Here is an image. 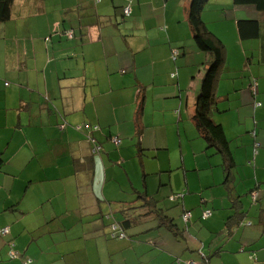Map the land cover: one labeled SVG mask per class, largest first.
Instances as JSON below:
<instances>
[{"label":"crops","instance_id":"obj_1","mask_svg":"<svg viewBox=\"0 0 264 264\" xmlns=\"http://www.w3.org/2000/svg\"><path fill=\"white\" fill-rule=\"evenodd\" d=\"M90 1L13 0L10 19L0 24V229L8 228L0 236V264H264V225L258 222L264 210V65L252 51L242 70L234 66L256 43L242 44L250 40H239L236 22L231 42L209 31L226 48L211 118L229 143L242 140L244 128L250 134L246 171L233 172L241 153L231 151L230 189L223 173L219 203L177 195L179 186L162 174L172 171L171 159L162 163L160 154H168L167 128L183 147L200 137L190 117L207 60L187 24L189 0H163V7L130 0V21L118 18L125 0H97L95 7ZM237 9H245L247 19L264 20L252 7L233 5ZM113 22L115 33H104ZM122 23L138 30L133 40L121 34ZM238 72L251 76L246 87ZM228 110L235 114L232 126L225 125ZM242 119L250 120L244 128ZM94 146L100 151L93 153ZM198 199L203 212L210 211L205 220L192 212ZM177 206L179 215L172 211ZM157 209L173 220L176 236L160 224ZM122 210L131 219L126 239L111 235L112 225L121 233Z\"/></svg>","mask_w":264,"mask_h":264},{"label":"rangeland","instance_id":"obj_2","mask_svg":"<svg viewBox=\"0 0 264 264\" xmlns=\"http://www.w3.org/2000/svg\"><path fill=\"white\" fill-rule=\"evenodd\" d=\"M71 1H73V0H69V2H71ZM94 1L96 2L97 0H91L90 1V4L92 7H95V4H97ZM156 1L160 5H162L161 7H163V4H162L163 0L162 1L156 0ZM176 2H177V0H176ZM218 3L229 4V6L217 7L216 5ZM128 4H129L128 0H125V5H128ZM232 8H233V4H232L231 0H208L207 4L205 5V7L201 13V16H203L205 18L206 22L208 23V24H205L208 31H211V29H216V31H218L219 34H221L224 38H226L228 41H230L229 30H230V26H232V23L234 24L236 22V20L247 19L248 17H250V14L247 11H245V9H237V11H233ZM244 8H246V7H244ZM88 12H89V10L87 11V13ZM103 15H105V14H103ZM161 15H162V12L159 13V18H161ZM240 15H245V16H240ZM118 18L120 20L130 21L132 17H129V15H128L125 18H122L121 16ZM114 24H115V22H113L112 26H104L103 32L105 33V32L109 31V32L115 33L113 31V29H116V27H114ZM67 25H69V24L67 23ZM105 25H107V24H105ZM118 28L120 29L123 37H125L127 40H130V41L135 38L134 37L135 33L138 31V30H133L129 26L126 27L125 24H123V23ZM159 28H160V26H158V29ZM161 29H164V27H161ZM250 42L256 43V47L255 48L254 47L249 48V50L245 51V54L242 55V61L237 60L234 64L235 67H237V68L240 67L241 70H242L243 64H245V62L248 59H250L252 51L256 55L259 54L258 40H250V41L242 42V44H248ZM221 44L223 45L225 53H226L225 44L223 42H221ZM237 46H238L239 50L242 49V47H239V45H237ZM171 59H172V57H171ZM177 60H178V58H177ZM166 66H167V64L164 63L163 69H165ZM259 66H262V65H259ZM99 70H104L103 62L101 60L99 61ZM253 70L257 74V71H255V70H258V65L254 66ZM221 72H222V69L220 70V73ZM238 73L241 77L242 83L246 87L247 86L246 79H247V77L251 78V76L249 74H247V72L245 74H243L241 72H238ZM242 76L244 78H242ZM234 81L236 82V85H239V82H240L239 77H237ZM8 83H11V81L8 80L7 84ZM231 86H232V84H231ZM233 94H239V92H233ZM256 103H259V105H261L259 101ZM232 112H234V111L228 110L227 112L224 113V115L228 116ZM234 119H235V114L229 115L228 118L225 119V120H227L225 122V125H227V126L234 125ZM249 123H250V120L246 121V120L242 119L240 121V124H241V126H243V128L245 125H248ZM83 130H84V128H83ZM237 131H238V129H237ZM167 132L168 133L166 136L167 137L166 142L169 145L168 154H166L167 152H163L162 154H160L159 160L162 163L166 164L168 156L170 157L171 164H172V171H170L169 173L163 172L162 174L163 175L169 174L171 176L174 184L179 186V190L182 191V194L178 193L177 195H184L185 197L194 195L197 197L198 196L207 197L208 199H210V197H213L215 199V202L219 203V198H217V197H219L218 194H219L220 188L222 187L220 185V183L223 180V172L221 169L222 162H221L220 155L216 152L215 149L207 148L205 142L200 137H198L196 134H195V138L194 139L189 138L188 145L186 147H183V145H180V139L178 138V136L175 132H173L170 128H167ZM245 132H246V129L244 128L242 131V136H241L242 140H238V138H236V139H233L229 143L230 145H232L231 147L229 145V148H231L230 150L234 153V157H235V153H241L240 155L237 154V162H236V160H235V162L238 163V165L236 166V168H234V171H233L234 173L236 172L235 169L238 170L240 174H243V172L246 171L244 150L246 149L248 144L245 142V138H246V136H250V134L249 133L245 134ZM233 135H234L233 132H230V130H228L227 136L233 137ZM250 151L253 154V146H250ZM181 156H183V158H184V163L186 166L185 169L181 167V162H182ZM156 163H157V161H156ZM243 163H244V165H243ZM186 178L188 179V183H189L188 186H185ZM200 184L203 187V189H201V190L198 187ZM239 187H240L239 188L240 191H244V184L243 183H240ZM210 201H212V200H210ZM186 202H187V199H186ZM197 202H198L197 207L194 208L192 210V212L194 214L199 212L200 213V219H201L203 214L208 213L207 211H209V210H205L206 212H203L201 201L198 199ZM186 205L190 206L191 204L186 203ZM208 205H210V204H208ZM172 211L179 215L181 208H180V206L179 207L178 206L173 207ZM151 223H154V222H149L148 224H151ZM141 226H143V225H138L137 227H141ZM182 226H183V224H182Z\"/></svg>","mask_w":264,"mask_h":264},{"label":"trees","instance_id":"obj_3","mask_svg":"<svg viewBox=\"0 0 264 264\" xmlns=\"http://www.w3.org/2000/svg\"><path fill=\"white\" fill-rule=\"evenodd\" d=\"M231 1L234 6L252 7L258 13L264 14V0H231ZM207 2L208 0H189V4L187 8V24L190 28L194 45L198 50H200L203 54L207 56V60L205 62L206 69L204 71L201 80L199 92L195 99L194 111L190 118L199 136L205 142L206 147L215 149L217 153L220 155L222 160L221 168L224 173L223 185L225 188L227 187V190L229 191L230 187L227 186V184H229L228 178L231 173V169L234 167L233 156L229 148V142L224 135L222 126L219 123L213 121L211 118L213 111L217 110L215 108L216 98L214 95V87L218 76V72L224 61L223 45L216 37H214L213 34H211L208 31L205 23L201 18V13ZM12 3L13 0H0V24L5 23L10 19ZM128 3L129 4L127 6L130 8L131 1L128 0ZM124 8L125 7H122V17L125 16ZM236 31L240 41L258 40L259 63L264 65V20L239 19L236 21ZM173 51L175 50H172V52ZM174 75L175 74H171V78H173ZM140 106H141V101L139 103V107ZM138 114H140V111L138 112ZM113 138H111V140H113ZM118 139L120 140V138ZM95 147L96 146H94V149ZM98 148L99 150L98 151L93 150V153L99 152L101 147L98 146ZM90 160L91 159L87 160L89 164L91 163ZM3 164L4 162L0 158V169L2 168ZM257 199L258 198L256 197L253 201H256ZM230 201L233 202L232 197H230ZM240 204L242 205L241 202ZM134 209H136V207L129 208V210H134ZM129 210H122L121 214L124 220L116 223L120 228L121 234H123V237H121V239L128 238L125 229L129 226V223L131 222V219L128 217L129 213L127 212ZM155 211L157 212V215L160 217L161 220L160 224L164 225L170 231H173V234L176 236L177 227L172 222L173 220L167 218L164 214H162V212H160L159 209ZM260 213L258 214L260 215L258 222L261 221L260 223L264 225V210H260ZM183 214L182 217L185 215ZM187 214L190 218L189 212ZM238 215H241L240 217H243V213L236 214V216ZM245 215H247V213H244V216ZM232 218L233 216H228L227 218H225L226 225H228L229 221L232 220ZM201 219L205 220L207 219V217ZM187 220L184 221L183 219L184 222H187ZM116 238H120V237L117 236ZM254 259L256 260V258ZM190 262H193L195 264L199 263V262L197 263L194 260H190ZM185 264H188V262H186Z\"/></svg>","mask_w":264,"mask_h":264},{"label":"built area","instance_id":"obj_4","mask_svg":"<svg viewBox=\"0 0 264 264\" xmlns=\"http://www.w3.org/2000/svg\"><path fill=\"white\" fill-rule=\"evenodd\" d=\"M124 14L126 15V16H128L129 14H130V8L129 7H125L124 8ZM176 53V52H175ZM173 54H174V52H173ZM92 131H94V130H96L97 129V127L96 126H93V127H89ZM116 145H118L119 143H120V140L118 139V138H113V140H112ZM95 151H98L99 150V148L98 147H95V149H94ZM257 196V193H255L254 194V198ZM206 217H208V213H204L203 214V216H202V218L204 219V218H206ZM189 218V216H188V214H185L184 216H183V219H184V221H186L187 219ZM189 220V219H188ZM111 232H112V237H117V236H119L120 238L121 237H123V234H121V233H119V231H118V229H117V226L116 225H112L111 226ZM8 233V228H3V229H0V236H4V235H6ZM13 253V252H12ZM15 253H13V255H14ZM16 255V254H15ZM12 256V255H11ZM30 263V260H27L26 262H25V264H29ZM188 264H195V263H193V262H188Z\"/></svg>","mask_w":264,"mask_h":264}]
</instances>
